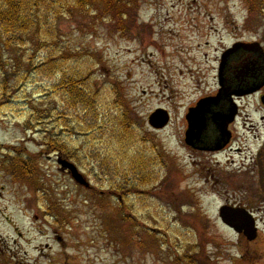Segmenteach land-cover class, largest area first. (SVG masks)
I'll use <instances>...</instances> for the list:
<instances>
[{
  "label": "rangeland",
  "instance_id": "1",
  "mask_svg": "<svg viewBox=\"0 0 264 264\" xmlns=\"http://www.w3.org/2000/svg\"><path fill=\"white\" fill-rule=\"evenodd\" d=\"M62 1L54 5L59 15L37 13L52 23V35L21 34L25 43L3 57L7 70L15 54L24 65L10 79L8 97L0 81V264H235L241 249L256 246L216 219L209 193L201 202L191 197L175 170L177 126L197 97L196 77L222 49L237 39L264 44V1L120 0L128 6L122 26L103 4L79 11L69 6L74 0ZM49 53L63 71H88L100 115L114 123L128 110L133 134L124 157L139 152L151 160L153 183L116 193L112 184L120 178L101 172L90 152H107L113 165L119 146L103 152L106 138L81 131L80 112L62 105L53 90L57 76L35 70ZM207 77L212 86L210 71ZM159 109L170 122L154 131L148 118ZM47 142L58 151L47 150ZM58 158L72 163L88 187L62 171ZM258 228L264 233V222Z\"/></svg>",
  "mask_w": 264,
  "mask_h": 264
},
{
  "label": "flooded vegetation",
  "instance_id": "2",
  "mask_svg": "<svg viewBox=\"0 0 264 264\" xmlns=\"http://www.w3.org/2000/svg\"><path fill=\"white\" fill-rule=\"evenodd\" d=\"M212 63L179 117L175 170L198 202L210 194L217 220L221 210H242L256 227L245 242L256 248L241 249L234 262L264 264V44L234 40Z\"/></svg>",
  "mask_w": 264,
  "mask_h": 264
},
{
  "label": "trees",
  "instance_id": "3",
  "mask_svg": "<svg viewBox=\"0 0 264 264\" xmlns=\"http://www.w3.org/2000/svg\"><path fill=\"white\" fill-rule=\"evenodd\" d=\"M55 1L59 4L63 2L62 0H0V81L4 97L9 96L8 91L10 79H15L24 65L19 56L15 54V64L13 65V68L10 67V69L7 70V65H5L3 60L5 51L10 50L16 43H18L20 35L26 32L34 33L38 31L47 35H52L54 30L52 23L48 21L45 14L39 17L37 13H40V11L42 12L43 10L44 13L52 11L54 12V15H59L60 10L54 8ZM245 1L247 2L251 0ZM120 3V0H74L69 6L81 11L89 9V7L96 4H103L106 9H103L102 11L106 14H112L113 17L118 19V22H121L123 16L122 10L128 8V6ZM253 10L254 8H252L251 5L250 12ZM122 25L123 22L120 23V26ZM19 43L24 44L25 41H19ZM47 58L48 59L42 63V66L35 70H38L44 75H51L53 77L57 76L53 90L57 95H60L62 105L66 110L80 112L81 117L78 119L81 120L83 126L81 131L88 134L91 133V131L92 133L97 131L100 136H103V138L105 137L106 140L103 142L102 146L103 152L107 151V146L111 143L119 146V151L117 149L114 151H116L117 159L119 158L122 166L120 163L110 165L109 159L113 160L114 157L108 156L107 152H104L105 156H101L98 149L94 148L95 146L91 148L90 152L96 159V162H98V168L101 172H104L106 176L113 177L111 172L114 171L117 174L115 178H120L119 184H115L117 180L112 184L114 185L113 189H116L117 191L116 193L122 194V191L124 190H126V192H131L134 191L135 187L139 188L153 183L157 178L156 175L154 176V172H152L151 167L148 165L151 160L143 158L139 152L137 155L124 157L127 152L126 149L132 142L130 139L133 134V126L128 117V110L121 111L118 117L116 116L117 118H114V123L113 121L107 120L106 114H99L97 95L88 84L90 79V77H88V71H63L58 68L53 53H49ZM28 62H30L28 67H31L32 60L29 59ZM118 101L123 102V99L118 97L117 102ZM41 113L46 115V112ZM31 119L33 120L34 117ZM31 119L27 121V126L31 123ZM51 144L52 142L46 143L47 150L50 149L52 153H56L58 151V148L56 147L57 144H54V146ZM62 156L68 159V156ZM69 159L75 160V157L71 156ZM16 161L18 162L20 160L15 159V163ZM125 162H128V164L125 165ZM16 166L21 167L19 163H17ZM13 167L12 164L11 170ZM25 169L26 168H24V170ZM188 264H199V261L194 262L192 258H190ZM202 264L205 263L202 262Z\"/></svg>",
  "mask_w": 264,
  "mask_h": 264
},
{
  "label": "water",
  "instance_id": "4",
  "mask_svg": "<svg viewBox=\"0 0 264 264\" xmlns=\"http://www.w3.org/2000/svg\"><path fill=\"white\" fill-rule=\"evenodd\" d=\"M168 122L169 116L167 112L161 109L156 110L148 119L149 126L154 130H161L165 128ZM57 164L62 170L67 171L70 174L71 178L77 185L81 187H88V183L73 164L65 160H58ZM246 218L247 216L242 212V210L220 211L221 223L233 230L236 234H242L247 241L251 242L256 238V229L255 225Z\"/></svg>",
  "mask_w": 264,
  "mask_h": 264
}]
</instances>
